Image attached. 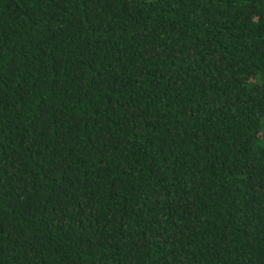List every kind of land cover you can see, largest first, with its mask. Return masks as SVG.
Masks as SVG:
<instances>
[{
  "label": "trees",
  "instance_id": "16d2710c",
  "mask_svg": "<svg viewBox=\"0 0 264 264\" xmlns=\"http://www.w3.org/2000/svg\"><path fill=\"white\" fill-rule=\"evenodd\" d=\"M0 264H264V0H0Z\"/></svg>",
  "mask_w": 264,
  "mask_h": 264
}]
</instances>
